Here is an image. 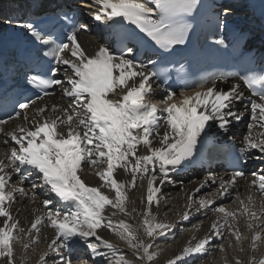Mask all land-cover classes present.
<instances>
[{
    "label": "snow or ice",
    "instance_id": "1",
    "mask_svg": "<svg viewBox=\"0 0 264 264\" xmlns=\"http://www.w3.org/2000/svg\"><path fill=\"white\" fill-rule=\"evenodd\" d=\"M86 7H97L94 19L114 20L120 18L134 25L156 47L167 52L176 45H183L187 39L190 25L185 17L191 15L198 6V0H83ZM154 5V7L150 6ZM43 7V5H40ZM229 8L224 7L227 16ZM59 19H72L64 13ZM10 22V21H9ZM73 23L74 19L72 20ZM19 27L35 43L42 44L44 73L32 75L27 83L39 95L35 99L17 102L15 117L0 119V134L6 139L8 151L0 159V264H16L15 245L19 243L25 252L39 242V225L46 222L55 232L47 249L59 258L53 264H133L114 244L103 239L98 230L107 229L124 242L140 264H152L157 253L151 251L157 237L163 236L170 226L160 221L151 211L152 205L160 203L162 186L169 180V171L176 170L183 162L189 161L195 152L202 133L214 122L222 130L242 116L234 111V102L244 98L241 87L247 88L250 96L246 108H250L248 133L243 137L237 163L247 159L264 162V70L241 74L225 91L216 87L217 80L224 76H210L200 80L196 87L204 91H195L193 95L182 94L179 103L173 102L175 93L165 89L167 95L161 103L166 107L164 115L154 103L153 78L163 82L167 79L157 71L154 62L137 59L132 47L119 48L114 52L107 46H99L89 55L80 45L77 32L87 30L84 24L74 27L63 38L52 39L50 35L38 30L32 22H24ZM223 28L224 24L221 23ZM222 41H216L217 44ZM63 73L64 79L60 74ZM61 90L66 107L53 104L34 107L46 96ZM32 111L30 119L28 112ZM59 113V115H57ZM23 117L24 125L11 131H5L3 125L10 120ZM165 131L161 135L160 122ZM30 125V126H25ZM257 129V131H254ZM158 143L159 147H154ZM143 149V154H141ZM259 153V155H257ZM95 171L100 181L97 186H89L80 173L87 169ZM158 170V172H157ZM127 177L117 179L119 172ZM16 174L18 187L8 190L12 175ZM250 191L257 189L264 196V173H252ZM245 172L233 169L230 178L220 179L217 188L219 198L229 196L238 178H244ZM147 181L146 204L142 213L133 208L128 210L129 192L137 187V181ZM216 184L213 177L201 182L196 191L206 184ZM30 184L28 190L24 185ZM40 191H37V190ZM104 190H107L106 194ZM16 194L35 202L41 196L45 216H37L27 229L20 226L11 212ZM191 207L193 196H188ZM240 208L229 211L217 206L214 211L220 213L222 220L213 221L211 236L198 240L194 245L189 242L180 255L168 261L179 264L189 257H203L211 244L212 237L221 239L226 230L235 238L236 247L241 252L243 242L250 241V252L258 250V244L264 242V203L257 210L253 195L241 199L236 197ZM143 202V201H142ZM199 210L213 205V199H201ZM54 204L59 207H53ZM117 214L131 218L133 214L142 218L139 229L144 239L133 226L121 219L113 222L108 215ZM239 217L246 221L251 232L250 237L243 236L238 227ZM183 219H189L185 212ZM220 251L224 252L221 244ZM229 247H233L229 243ZM86 248L90 259L74 261L72 253ZM47 253L41 254L39 264H46ZM98 258H103L98 259ZM21 264H26L23 256ZM235 264H264V256L259 259L249 255L245 261L235 260Z\"/></svg>",
    "mask_w": 264,
    "mask_h": 264
},
{
    "label": "bare ground",
    "instance_id": "2",
    "mask_svg": "<svg viewBox=\"0 0 264 264\" xmlns=\"http://www.w3.org/2000/svg\"><path fill=\"white\" fill-rule=\"evenodd\" d=\"M232 3L233 10L237 14H243L251 4L252 0H229ZM87 3H91V0H87ZM98 7V6H97ZM97 7H86L81 9V13L85 19L87 26L90 28V33L85 36L83 40V44L86 45L88 42L93 44L92 39L95 38L96 33L102 31L107 28L108 21L107 19H102L100 21L95 20L93 17L96 14ZM173 102L179 103L176 100ZM66 107V105L64 106ZM250 114V112H249ZM249 122L251 120L249 119ZM248 125L245 124V134L248 133ZM214 130L220 129L216 123H213ZM160 133L161 135L165 131L164 122H160ZM257 131V129H254ZM243 136V137H244ZM243 137H241L240 141H243ZM1 146L4 145L2 142ZM154 147H159L158 143H154ZM8 151V146L0 148V159L4 158ZM141 154H143V149H141ZM259 155V153H257ZM256 160V159H253ZM103 165L97 169H87L86 171L80 173L84 182L89 186H97L100 181L95 175V171L102 170ZM158 172V170H157ZM256 173L257 175L264 173V162H260L258 166L251 172L246 175L241 180H238L236 186L230 189V195L224 199L219 198L217 194V188L219 185L220 179L227 180L228 178L225 176H218L215 178L216 184H212L209 182L203 188H200V191H196L197 188L200 187L201 182L207 180L209 178L208 175H185V176H173L169 174V180L171 182L165 183L162 186L160 196V203L157 206L155 203L152 205L151 211L157 218L168 224L170 226V230L166 232L165 235L157 237L153 243V248L151 251L157 253L156 259L152 262V264H168V261L173 259L174 257L181 254L182 249L191 242L193 245L200 239L211 236V224L213 221L222 220V216L220 213H213L214 208L217 206H224L229 211H237L240 208L239 203L236 201L237 195L240 196L241 199H245L248 195H253L257 210H259V206L264 203V196H261L257 189H252L250 191L249 184L253 179L252 173ZM117 179L124 180L127 177L123 174V172H119L117 174ZM17 176L16 174L12 175V180L10 181V185L8 190H12V188L18 187ZM25 190L27 191L30 187V184L24 185ZM146 188L147 181H137V187L129 192L130 202L127 207L129 212H132V209L135 208L137 213H142L145 209V196H146ZM37 191H40L39 189ZM106 194L112 195L111 193H107V190H104ZM193 196V203L191 207L188 205V196ZM45 197L41 196L35 202H32L29 199L19 196L16 194V200L11 205V212L13 217L19 221L20 226L25 229L31 226V222L37 216H45L46 211L43 207L42 200ZM201 199H213L214 203L209 208L202 209L198 211L199 201ZM143 201V202H142ZM59 207V205L54 204L53 206ZM185 212L189 213V219L184 220L183 215ZM109 217L115 223L121 219H125L127 223L131 224L133 228L138 231V234L141 239H144V235L142 230L139 229V223L141 220L140 215L133 214L131 218L123 217L119 214L116 216H111V210L108 212ZM3 218H0L2 221ZM259 223L264 224V220L259 221ZM238 227L243 236L250 237L251 232L246 227V221L243 217H239L238 224L235 226ZM39 242L35 245H32L27 252L24 251L22 246L17 243L15 245V257L16 264H21V257L23 256L26 264L31 262V264H39V257L41 254L47 253V257L53 260H58L59 258L56 256L54 252H51L47 249V245L51 242V240L55 236V232L52 228H49L46 224L39 225ZM99 235L114 244L118 249H120L121 253L125 255L126 258L133 261V264H140L139 260L135 259V255L131 249L127 247V245L122 242L117 236L108 232L107 229L98 230ZM261 236H264V231L261 232ZM174 242V243H173ZM229 243L233 245V247H229ZM250 241L245 240L243 242L244 251L241 252L235 244V238L231 237L229 233L225 230L223 232L222 238L217 239L212 237L211 244L207 249V254L203 257H189L187 261H181L179 264H217L219 261L221 264H235L236 259H240L241 261H245L249 255L254 256L259 259L264 256V242H260L258 244V250L255 252H250L249 249ZM160 244V245H157ZM166 244L167 246H162ZM224 246L225 251H220V245ZM170 246V249H168ZM238 248V249H237ZM223 255H221V254ZM74 261L77 257L81 260L90 259L88 254V250L86 248H79L77 251L72 253ZM103 259V258H98ZM107 260H104V263Z\"/></svg>",
    "mask_w": 264,
    "mask_h": 264
},
{
    "label": "rangeland",
    "instance_id": "3",
    "mask_svg": "<svg viewBox=\"0 0 264 264\" xmlns=\"http://www.w3.org/2000/svg\"><path fill=\"white\" fill-rule=\"evenodd\" d=\"M215 213H217V212H215L214 211V214ZM174 243V242H173ZM235 244H236V241H235ZM157 245H160V244H157ZM162 245V244H161ZM162 246H167L166 244H164V245H162ZM168 249H170V246H168ZM238 249V248H237ZM221 254V253H220ZM221 255H223V254H221ZM49 259L48 258H46V264L47 263H50L49 261H48ZM28 264H31V262H28ZM104 264H108V261L107 262H105ZM217 264H221V262L219 261Z\"/></svg>",
    "mask_w": 264,
    "mask_h": 264
}]
</instances>
